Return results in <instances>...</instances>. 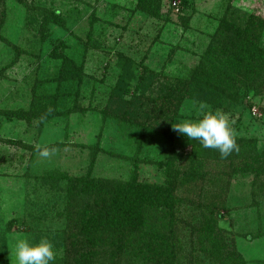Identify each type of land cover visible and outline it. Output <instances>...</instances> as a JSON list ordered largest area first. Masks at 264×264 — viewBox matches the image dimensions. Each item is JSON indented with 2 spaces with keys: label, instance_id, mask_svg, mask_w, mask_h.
I'll return each instance as SVG.
<instances>
[{
  "label": "rangeland",
  "instance_id": "374dc122",
  "mask_svg": "<svg viewBox=\"0 0 264 264\" xmlns=\"http://www.w3.org/2000/svg\"><path fill=\"white\" fill-rule=\"evenodd\" d=\"M135 4L136 0H23V4L0 0V264H17L19 240L30 244L49 240L56 253L54 264H61L69 253L63 195L51 191L45 175L57 171L84 177L94 159L90 174L94 179L127 181L135 172L140 181L163 184L162 163L171 145L185 155L197 153L205 171L201 181L185 185L180 194L187 197L179 208L181 238L187 241L194 223L208 214L204 209L210 210L220 215L218 227L227 241L233 240L246 264H264V189L260 185L264 177L254 185L252 175L228 169V157L222 159L218 150L204 148L173 128L200 119L199 104L183 102L170 128L172 143L146 136L140 148L136 129L103 118L109 90L121 74L115 53H124L135 66L146 68L145 84L156 77L144 97L155 96L159 85L172 83L183 69L201 61L228 7L264 18V0H161L159 20L137 11ZM45 9L59 12L60 23L40 29ZM31 17L35 23H30ZM260 45L264 48V31ZM54 47L83 63L85 79L77 100L63 98L54 107L60 114L51 119L40 117L41 111L29 123L10 117L9 112L27 111L36 99L55 93L51 79L59 61L51 57ZM136 70L132 69L133 86L140 76ZM223 114L236 139L254 141L256 151H264V91L261 98H246ZM241 144L237 143L238 148ZM44 150L48 156L42 155ZM232 160L240 161L236 151ZM188 165L181 161L178 168L184 171ZM188 199H202L201 207ZM253 234L257 237L247 240Z\"/></svg>",
  "mask_w": 264,
  "mask_h": 264
},
{
  "label": "trees",
  "instance_id": "16d2710c",
  "mask_svg": "<svg viewBox=\"0 0 264 264\" xmlns=\"http://www.w3.org/2000/svg\"><path fill=\"white\" fill-rule=\"evenodd\" d=\"M16 1L23 4V0ZM181 1L186 3V0ZM135 9L149 18H161V0H136ZM188 21L189 17L183 20L184 27ZM35 22L36 18L31 17L30 23ZM51 23L59 24L60 14L45 9L40 15L39 27L45 29ZM263 31L264 18L228 7L201 61L183 69L172 83L168 80L159 85L155 96L147 98L145 89L156 77L151 76V81L145 84L146 68L141 64L135 66L124 53H115V66L121 74L109 90L103 118L136 129L140 148L146 136L171 141L170 128L186 100L204 102L213 112L229 113L246 98H261L264 91V48L260 45ZM58 49L54 47L50 53L59 61L51 79L56 84L55 93L36 99L27 111L9 112L10 117L29 123L41 111L40 117L51 119L60 114L54 107L63 98L77 100L85 79L83 63L57 52ZM134 67L140 72L135 86L131 83ZM44 105L49 109H44ZM239 142L242 143L236 151L239 163L233 162L232 152L226 166L241 176L252 175L254 185L259 184L264 177V151L258 153L254 141L236 139V143ZM198 156L197 153L185 155L171 145L162 163L166 175L163 184L140 181L135 172L127 181L94 179L90 176L94 159L84 177L57 171L45 175L51 191L63 195L62 212L71 243L61 264H118L123 260H127L124 264H246L233 240L227 241L218 227V213L214 215L204 209L208 214L194 223L189 239L181 238L179 208L187 197L180 194L185 185L194 186L201 181L202 173L205 177ZM181 161L189 164L184 171L178 168ZM260 185L264 189V184ZM188 200L201 207V201ZM256 237V234L249 235L247 240Z\"/></svg>",
  "mask_w": 264,
  "mask_h": 264
},
{
  "label": "clouds",
  "instance_id": "9594fccd",
  "mask_svg": "<svg viewBox=\"0 0 264 264\" xmlns=\"http://www.w3.org/2000/svg\"><path fill=\"white\" fill-rule=\"evenodd\" d=\"M209 106L200 102L198 110L202 117L198 120H186L176 126L175 131L192 140H197L204 148L218 150L221 158H227L233 151H238V145L233 129L225 115L216 110H208ZM43 156L49 152L44 150ZM17 264H54L56 253L53 244L42 239L30 244L27 240H19L15 247Z\"/></svg>",
  "mask_w": 264,
  "mask_h": 264
},
{
  "label": "built area",
  "instance_id": "2783aa9c",
  "mask_svg": "<svg viewBox=\"0 0 264 264\" xmlns=\"http://www.w3.org/2000/svg\"><path fill=\"white\" fill-rule=\"evenodd\" d=\"M172 6H173V7H176V3L173 2V3H172ZM175 10L177 11V8H175Z\"/></svg>",
  "mask_w": 264,
  "mask_h": 264
}]
</instances>
